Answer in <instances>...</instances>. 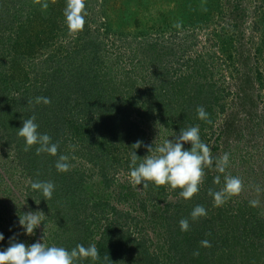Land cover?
Returning a JSON list of instances; mask_svg holds the SVG:
<instances>
[{
    "label": "trees",
    "instance_id": "obj_1",
    "mask_svg": "<svg viewBox=\"0 0 264 264\" xmlns=\"http://www.w3.org/2000/svg\"><path fill=\"white\" fill-rule=\"evenodd\" d=\"M29 1L0 0V38L11 28L17 12L25 5H32V0ZM11 9H16L15 14L9 15ZM30 12H35L33 15L37 17L41 14L37 7ZM49 20L48 24L41 23L44 28L36 24L33 32L27 33L23 50L17 49L20 41L12 46L10 65L13 71L21 68L18 79L13 81L5 72L2 65L6 63L0 52V139L5 138L2 145L14 150L21 172L31 183L50 181L55 185L48 201L39 191L31 189V184L28 186L29 202L40 201L47 213H43L41 224L47 229L52 225L48 246L70 251L78 244L85 247L95 244L100 260L93 262L89 258L77 264H264V201L253 196L257 186L244 182L250 198L233 196L217 207L209 189L220 191L225 185V176L212 167L204 169V182L198 194L189 200L179 195L180 189L156 187L151 182L146 189L142 184L140 190L138 186L134 188L130 182L119 189L120 202L131 199L135 207L144 211L158 206L162 230L155 246L146 229L138 228L142 221L132 210L103 200V195L88 194L87 183L94 175L102 180L101 191L110 190L114 185L118 188L117 171L123 169L130 175L132 153L136 151L139 156L137 166L150 154L144 147L156 146L149 142L144 127L150 119L175 137L182 128L198 125L204 142L205 131L215 121V106L220 96L214 95L215 90L209 84L190 74L175 80L159 77L156 79L159 84L142 86L141 74L115 70L119 65L117 59L113 63L108 61L110 64L106 61L100 50V27L91 31L88 24L78 33L80 44L65 49L60 46V52L49 53L25 68L22 56L32 58L41 42L54 37L52 29L57 26ZM22 26L25 30L28 28L27 24L21 25L19 33L23 31ZM2 50L5 49L0 47ZM198 73L202 75L203 71ZM36 97H47L51 103L37 104ZM197 106L205 108L211 123L198 118ZM219 106L223 111L224 106ZM33 115L39 125L38 132L49 135L52 143H58L56 156L37 155L39 145L24 150L25 140L17 133L23 120ZM137 141L143 143L135 149L132 145ZM184 147L190 149L191 145L186 143ZM59 155L69 157L70 171L57 170ZM88 170L95 174H88ZM216 176H220L219 184L214 183ZM253 200L258 202L256 206L250 204ZM197 205L206 209L207 216L193 221L191 212ZM181 219H188L189 231H181ZM202 240L210 241L211 247L201 246ZM197 251L199 255H194Z\"/></svg>",
    "mask_w": 264,
    "mask_h": 264
},
{
    "label": "rangeland",
    "instance_id": "obj_2",
    "mask_svg": "<svg viewBox=\"0 0 264 264\" xmlns=\"http://www.w3.org/2000/svg\"><path fill=\"white\" fill-rule=\"evenodd\" d=\"M66 3L57 0L51 4L50 0L49 8L43 11L32 0V5H25L14 16L11 28L0 38V47L5 49L0 51L6 63L2 66L13 81L19 78L21 68L16 67L15 71L11 68L12 46L20 41L17 49L23 50V41L28 32H33L34 25L44 28L41 23L48 24L51 19L50 23L57 27L52 29L54 37L39 44L36 55L22 56L25 68L49 53L60 52V46L73 48L81 43L80 39L77 41L78 34H69L64 16ZM36 7L41 12L38 17L30 12ZM15 10L11 9L9 15ZM86 10L88 28L95 31L100 27L98 36L104 58L110 63L115 59L119 62L115 70L136 71L142 76L141 85L148 88L159 77L175 80L190 74L215 90L214 95L220 96L215 106V121L203 135L214 158L212 169H216V160L228 153L229 165L224 176L239 177L243 183L257 186L253 196L264 201V0H88ZM26 24L28 28L25 30L22 26L23 31L19 33L20 26ZM176 24L181 26L177 28ZM198 70L203 74H197ZM220 104L224 106L223 111ZM144 127L149 142L156 146L176 138L164 132L166 129L153 119L145 122ZM4 141L5 138L0 139V233L4 235L0 251L10 246L13 238L26 245L41 242L48 246L52 225L47 229L41 224L34 235H28L19 224V215L25 212L47 213L41 204L29 202L30 178L21 172L14 150L2 145ZM116 179L118 188L114 185L110 190L101 191L102 180L94 175L87 183L88 194L103 195V200L132 210L143 223L138 228L146 229L155 246L162 230L158 206L144 211L135 207L131 199L118 201L119 189L124 184L130 185V175L121 169ZM245 188L243 184L242 192L235 197L250 198Z\"/></svg>",
    "mask_w": 264,
    "mask_h": 264
},
{
    "label": "clouds",
    "instance_id": "obj_3",
    "mask_svg": "<svg viewBox=\"0 0 264 264\" xmlns=\"http://www.w3.org/2000/svg\"><path fill=\"white\" fill-rule=\"evenodd\" d=\"M57 0H51V4H56ZM34 5H39L43 11L49 8V0H33ZM86 0H67L64 9L66 25L70 35H77L84 30L86 24ZM181 25L176 24L179 28ZM37 104H50L51 100L47 97H36ZM31 103V101H29ZM198 118L211 123L209 114L203 106H197ZM35 115L23 120V126L18 130V136L25 140V151H29L33 146L36 147V154L48 153L56 156L58 154V143H52L51 137L47 134L38 132L39 125L35 122ZM199 126H192L187 129L182 128L180 134L175 140L166 139L162 144L153 148L151 145H144L148 149L149 155L145 156L142 162L137 166L138 155L136 151L131 156L130 183L136 188L143 185L146 189L149 182L156 187L164 186L169 190L180 189L179 195L189 200L198 194L200 185L204 182L205 168L213 166L211 150L207 144L201 141L199 135ZM142 141L135 142L132 147L138 149ZM190 144V149H185V144ZM72 147V146H70ZM67 155H59L56 162V168L59 172L70 171L71 165L67 162ZM216 170L219 173H225L229 165V154L216 160ZM225 185L220 191L209 189V195L213 196L214 204L217 207L222 206L228 198L239 195L243 190V181L239 177L225 175ZM214 183H220V176L214 178ZM31 189L39 191L44 199L50 200L53 196L55 185L50 181L32 182ZM257 191H260L258 188ZM37 204L40 201H36ZM257 201H250L252 206L257 205ZM42 211L25 212L19 215V224L26 230V234L34 235L44 220ZM206 217L207 211L203 206L197 205L191 212L193 221L200 217ZM181 231H189L190 224L188 219L179 221ZM45 239V233L43 241ZM4 240V235L0 233V241ZM201 246L211 247V242L202 240ZM194 255H199L198 251ZM91 259L93 262L100 260L99 250L95 244L85 247L78 244L70 251L64 247L36 242L26 245L22 242H16L13 238L5 250L0 251V264H77L79 260ZM107 259V257H105Z\"/></svg>",
    "mask_w": 264,
    "mask_h": 264
}]
</instances>
